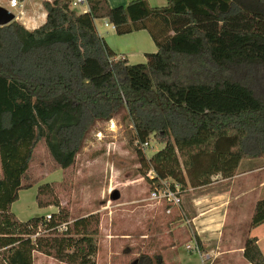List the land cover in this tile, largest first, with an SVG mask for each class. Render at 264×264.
<instances>
[{"label":"trees","instance_id":"obj_1","mask_svg":"<svg viewBox=\"0 0 264 264\" xmlns=\"http://www.w3.org/2000/svg\"><path fill=\"white\" fill-rule=\"evenodd\" d=\"M86 4V12H77L71 0L43 1L46 17L38 28L17 21L0 27L3 264H33L34 253L60 264H96L99 216L70 220L58 184L29 177L38 144L51 170L65 174L95 125L123 113L131 126L128 144L151 171L143 173L149 190L165 181L184 192L187 184L205 188L214 176L232 177L242 160L264 157V0ZM95 20L107 21L118 36L144 30L157 51L145 63L129 64L98 35ZM150 138L163 147L146 158L141 147ZM34 185L37 207L57 211L20 221L11 205ZM168 208L175 209L164 203ZM263 222L264 197L250 226ZM243 258L264 264L256 239L245 240ZM152 259L162 264L159 255Z\"/></svg>","mask_w":264,"mask_h":264},{"label":"rangeland","instance_id":"obj_2","mask_svg":"<svg viewBox=\"0 0 264 264\" xmlns=\"http://www.w3.org/2000/svg\"><path fill=\"white\" fill-rule=\"evenodd\" d=\"M6 9L14 15L18 12V9L10 8L9 5ZM108 26L106 30L110 33L111 25ZM97 27L99 29L98 25ZM130 132V122L123 113L108 122L97 123L87 134L75 165L65 174L61 170H51L48 153L43 144H38L28 175L36 179L38 185L58 184V199L60 205L69 211L70 220L90 214L99 216V231L96 237L98 250L94 257L96 263L134 264L138 260L137 264H148L154 255H159L162 264H165L162 251L169 248L168 244L174 240L182 253L187 251L184 248L190 240L187 232L189 228L185 227V232L180 233L178 238L168 237L166 229L180 225L181 220L174 221V216L166 215L160 206L156 207L147 201L149 184L143 173L151 175V171L145 170L138 160L137 153L129 146L127 133ZM162 147L158 140L150 138L148 146L141 150L145 157L149 158ZM214 178L215 176L211 178V183ZM38 185L18 192V199L12 204L11 212L20 221L57 211L53 207L48 208L49 210L37 207L35 194ZM187 187L190 189L188 184ZM199 189L201 188H192L189 191L186 189L182 194V201H190V196ZM113 192L118 193V199H112ZM187 194L190 195L188 199L185 197ZM173 212L171 210V214ZM148 227L155 231L150 232L148 239L139 240L136 235L147 233L150 231L147 230ZM157 232H160L159 235H156ZM244 233L245 228L242 236ZM138 254L140 257L137 259ZM6 255V251H0V264H3ZM146 255L152 258L149 259ZM192 260L193 264L198 261L194 257ZM33 264L60 263L34 253Z\"/></svg>","mask_w":264,"mask_h":264},{"label":"crops","instance_id":"obj_3","mask_svg":"<svg viewBox=\"0 0 264 264\" xmlns=\"http://www.w3.org/2000/svg\"><path fill=\"white\" fill-rule=\"evenodd\" d=\"M18 1L22 5V9L21 15L17 13L15 20L26 30H34L45 22L46 13L42 7L43 0ZM132 1L135 0H107V3L110 7H118L125 6ZM146 1L151 7H161L166 4V0ZM8 5L9 0H0V6L6 8ZM73 9H77V12H86L88 7L84 5ZM108 24L105 20H95L94 22L98 35L104 39L117 58H124L129 64L145 63L146 54L157 51L146 31L140 30L118 36L111 24V31L108 33L106 30L109 27ZM189 190L192 188L187 187L186 191ZM189 196L185 195L187 199ZM263 197L264 157L242 160L235 174L230 178L223 179L220 176H215L213 183L206 188L197 190L190 196L191 202L183 200L180 208L173 210L175 215L182 217L181 224L166 229L169 238H178L180 233L185 232V227H188L187 232L190 240L186 246L196 245L198 251L184 248L187 251L182 253L181 248L176 247L174 240L168 244L169 248L162 251L163 263L193 264L194 257L198 259L196 264H248L243 258V247L248 238L256 239L257 246L264 257V222L255 227L250 226L255 204ZM154 205L158 207V205ZM160 208L163 209V212L164 205ZM244 228L245 233L242 236ZM149 229L148 227L147 230ZM152 231L155 230L151 227L147 233L139 235L137 232L136 236L139 240L148 239ZM159 233L157 232L156 235ZM195 237L199 239L200 246L196 244ZM139 257L138 254L137 259ZM137 263L138 260L134 264Z\"/></svg>","mask_w":264,"mask_h":264},{"label":"built area","instance_id":"obj_4","mask_svg":"<svg viewBox=\"0 0 264 264\" xmlns=\"http://www.w3.org/2000/svg\"><path fill=\"white\" fill-rule=\"evenodd\" d=\"M50 1V0H44ZM86 4V0H73L71 2V7H82ZM9 7L18 9V14H21L22 5L18 0H9ZM12 13V12H11ZM17 14L15 15V17ZM107 24L105 23V26ZM148 146V142L144 143L141 148H146ZM184 190H181V187L178 183L165 181L162 182V187L159 189L149 190V197L147 201H150L158 206L164 205V203L170 204L172 207L179 209L182 203V194ZM166 215L171 214V209L168 208L165 211ZM46 219H49V215L45 216ZM187 249H192L193 251H198L196 245L186 246Z\"/></svg>","mask_w":264,"mask_h":264},{"label":"water","instance_id":"obj_5","mask_svg":"<svg viewBox=\"0 0 264 264\" xmlns=\"http://www.w3.org/2000/svg\"><path fill=\"white\" fill-rule=\"evenodd\" d=\"M15 15L8 11L6 8L0 6V27L10 24L15 21ZM112 199H118L119 195L117 192L112 193Z\"/></svg>","mask_w":264,"mask_h":264}]
</instances>
